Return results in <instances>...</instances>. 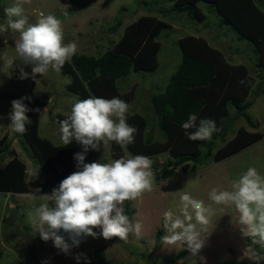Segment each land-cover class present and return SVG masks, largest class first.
<instances>
[{"label": "rangeland", "instance_id": "rangeland-1", "mask_svg": "<svg viewBox=\"0 0 264 264\" xmlns=\"http://www.w3.org/2000/svg\"><path fill=\"white\" fill-rule=\"evenodd\" d=\"M184 1L31 0L30 4H24V15L28 17L29 24H35L41 12L45 15L52 13L61 20L64 42H74L77 45L75 55L99 58L122 37L128 25L145 16L162 21L167 26L165 29L153 25L149 28L150 33L157 31L152 38L158 47L156 67L148 72L131 71L115 82L116 89L120 92L118 95L125 93L128 96L127 123L128 116L133 113L142 115L148 121L141 137L144 144L146 137L150 138L146 148L171 141L159 126L151 104V95L160 92L161 87L166 85L183 59L184 52L193 51L190 55L201 52L210 60L215 55L212 50L217 52L218 63H222L231 74L229 95L239 98L240 106L247 105L244 111L254 125L248 124L230 100L224 101L225 112L215 121L217 130L212 138L198 142L197 147L191 140L188 141L197 151L193 155L195 159L204 158L208 144H212L210 155L202 163L186 160L174 169L170 177L164 179L161 174L170 169L171 163L178 158L171 157L168 150L147 156L153 161V190L144 193L136 201L124 203L125 214L130 219L136 216L143 224L139 237L130 234L127 241L120 240L119 237L104 239L100 235L102 230L94 228L97 235L82 237L79 246L73 247L67 255L55 248L52 240H42L38 229L29 220L28 212L46 203L43 199L46 194L35 189L36 186L41 187L45 174L35 161L30 142L24 134L13 133L8 128L11 123L9 114L13 100L24 97L32 99L47 91L45 96L49 100L44 109L46 112H42L39 121L38 134L59 142L60 126L52 114L58 111L60 113V109L64 110L63 113L68 109L71 111L73 103L82 98L71 93L64 94L71 76L63 74L62 70L56 72L49 69L47 74L33 78L32 66L23 65L15 58L14 42L19 33L12 30L0 33V69H3L0 70V157L4 159L0 165L12 157H18L30 169L35 167V181L29 175L28 180L30 178L32 183L31 191L36 197H41L36 199L24 195L25 198H22L0 192V264H77L78 254L96 248L103 249L107 261L120 264H264V259L257 262L246 255L247 249L254 247L258 254L264 256V249L252 245L241 234L239 213L232 207L212 205L216 211L207 231L201 234L204 245L195 256L187 249L186 244L183 247L162 244L161 237L165 235V231L160 238H156L163 225V213L171 207L174 199L178 200L181 192H189L193 197L204 200L207 205L211 203L208 193L212 188L231 191V182L249 167H256L264 175V43L259 45L257 53L255 43L247 38H239V34L230 26L220 24L221 16L209 3L197 2L191 14H187L185 10L177 12L176 5ZM253 2L264 14V0ZM13 3L14 0H0V24L6 23L4 9ZM249 19L253 21L254 14ZM258 23L262 21L259 20ZM148 34L144 36V42L152 41ZM6 61H12V65L4 69ZM21 68L29 74L28 78H19ZM241 80L245 81V85L239 83ZM54 89L57 93L51 91ZM105 97L111 99L107 94ZM25 101L26 99L23 103ZM244 133H260L262 138L234 154L215 160L223 149ZM172 143L175 142H170V145ZM104 159L110 160L108 145L102 151L99 162L103 163ZM49 206L54 207L53 202H49ZM58 234L71 243L63 230Z\"/></svg>", "mask_w": 264, "mask_h": 264}, {"label": "clouds", "instance_id": "clouds-1", "mask_svg": "<svg viewBox=\"0 0 264 264\" xmlns=\"http://www.w3.org/2000/svg\"><path fill=\"white\" fill-rule=\"evenodd\" d=\"M31 0H14L12 6L4 9L7 18L0 24V33L12 30L19 33L14 42L16 59L23 65L32 66L33 78L45 75L52 69L60 72L66 61L77 51L74 42H64L62 21L54 14H39L35 24H29L24 15V4ZM12 61H6L3 68H9ZM3 70V69H0ZM20 79L28 78V73L20 69ZM245 85V81H239ZM21 98L11 102L8 128L13 133L23 135L26 124L31 123L27 116L29 109ZM129 105L118 97L105 99L89 97L77 99L66 119L60 121L59 133L63 144L73 140L82 146L76 153L77 171L64 178L50 195H43L46 203L28 212L31 223L38 229L42 240H52L54 247L69 254L78 247L81 238L97 234L100 228L104 239L119 237L127 241L130 234L141 235L143 224L133 216L125 214V201H136L144 193L153 190L151 158L143 155L111 160L108 163H85V154L99 150L110 142L126 147L134 142L137 129L127 123ZM190 114L181 127L191 141H205L212 138L217 130L216 122L200 119ZM189 129H195L189 132ZM36 173L34 174V176ZM231 191L214 187L208 193L210 204L193 197L189 192H181L178 200L163 213L165 235L161 243L167 246L187 245L195 256L204 245L202 232L207 231L216 209L212 205L232 207L239 213L238 225L241 234L251 239L252 245L264 249V175L256 167H249L231 182ZM39 191V189H37ZM53 202L54 207L49 206ZM68 234L69 243L63 235ZM246 255L253 261L264 259L254 247L247 249ZM83 254L76 256L77 261ZM86 259V257H85Z\"/></svg>", "mask_w": 264, "mask_h": 264}, {"label": "trees", "instance_id": "trees-1", "mask_svg": "<svg viewBox=\"0 0 264 264\" xmlns=\"http://www.w3.org/2000/svg\"><path fill=\"white\" fill-rule=\"evenodd\" d=\"M179 1V0H178ZM209 3L221 16L220 24L228 25L234 29L239 38H247L256 45V52L259 53V45L264 43V14L255 5L253 0H185L176 5V11H187L191 14L197 2ZM254 14V20L249 17ZM257 20V23L255 22ZM262 23H258V21ZM151 25L156 28L165 29L167 26L153 17H142L135 23L128 25L122 37L110 48L107 49L99 58L86 56L83 54L72 56V60L66 61L61 69L63 73L71 76L68 90L79 95L82 99L89 97L110 98L118 97L127 102L128 96L120 94L116 89L115 82L121 77L127 76L131 71L143 72L151 71L157 64L158 47L155 46L157 31L151 32ZM157 30V29H156ZM148 34L151 42H144L143 38ZM184 50V49H183ZM210 60L202 55L201 52L193 54L184 52L183 59L179 63L176 71L171 74L166 85L162 86L160 92L151 95V104L158 117V123L163 128L165 135L170 142L158 144L157 147L146 148V143L150 141L146 137V143H142L141 137L143 130L148 125V121L138 113L128 116V124L137 129L134 142L122 147L112 142L111 154L115 159L135 155L150 156L164 150L169 152L171 157L178 158L171 163L172 167L165 170L161 177L166 179L172 175L174 169L186 160H193L194 163H202L210 155L212 144H208L207 152L202 159H195L193 155L197 153L195 147L190 144L185 130L181 125L186 122L190 114H195L200 119L216 121L224 115L225 102L230 100L250 126H254L247 113L244 111L247 105H239V98L231 97L230 83L231 74L225 66L218 63L217 52ZM188 53V54H187ZM125 94V95H124ZM46 97H40L33 101H27L25 105L29 109L26 113L31 123L26 124L27 131L24 133L31 150L40 160L41 166L46 175L43 192H48L51 188H58L60 182L77 171V161L74 159L76 153L82 152V146L75 140L71 144L55 146L49 140L40 138L37 134L38 121L46 104ZM224 104V105H223ZM58 125L64 118L58 117ZM227 128L229 125L226 126ZM195 129H189V132ZM174 137V138H173ZM173 138V140H172ZM262 138L260 133H244L236 138L230 145L223 149L215 158L216 161L223 159L239 150L246 148ZM197 147L200 141H192ZM199 142V143H198ZM187 143V146H186ZM211 146V147H210ZM170 150V151H169ZM99 150H89L85 154V163L95 161ZM170 163V161L168 162ZM25 166L16 157L9 160L3 168H0V190L11 192H26L27 189L22 181ZM194 170V167H191ZM164 233L163 225L157 232L156 238H160ZM248 239V238H247ZM251 242V239H248ZM86 257V259H85ZM77 264H120L107 261L102 248H96L86 252L81 256Z\"/></svg>", "mask_w": 264, "mask_h": 264}, {"label": "crops", "instance_id": "crops-1", "mask_svg": "<svg viewBox=\"0 0 264 264\" xmlns=\"http://www.w3.org/2000/svg\"><path fill=\"white\" fill-rule=\"evenodd\" d=\"M64 13V15L66 14V12H63ZM68 43V42H67ZM69 61V60H68ZM63 73V72H62ZM63 74H66V73H63ZM70 83V82H69ZM69 83L68 84H66V89H65V91L66 92H64V94H66V93H71V94H75V95H77V97H79V95L78 94H76V93H74V92H71V91H69L68 90V85H69ZM51 91H56V89H54V90H51ZM45 92H47V91H44L43 93H42V95H35V97L34 98H32V99H26V101H25V103L27 102V101H33V100H36V99H38V98H40V97H46V104H45V106L43 107V110H42V112L44 113V112H46V111H44V109H45V107L47 106V103H48V100H49V98H48V96H45V95H47ZM56 93H57V91H56ZM27 95H29V94H27ZM56 95V94H55ZM55 95H53L54 97H55ZM25 98V97H24ZM53 98V97H52ZM56 102H58L59 103V101L58 100H56ZM24 103V104H25ZM61 105V104H60ZM60 109V108H59ZM63 111L64 110H61L60 109V113H59V111L58 112H54V115L52 114V117H56V121H57V124H58V122H59V120H58V117H62V118H64V119H66L67 118V116L70 114V111H69V109H68V111L67 112H65V113H63ZM48 112V111H47ZM43 113L41 114V116H40V118L42 117V115H43ZM49 113V112H48ZM40 118H39V121H40ZM39 121H38V128H39ZM37 132H38V130H37ZM39 133V132H38ZM37 133V134H38ZM39 135V134H38ZM40 137V136H39ZM40 138H43V137H40ZM43 139H46V138H43ZM46 140H49V139H46ZM53 145H55V146H61V145H64L63 143H62V141H59V142H57V141H51V140H49ZM111 147H112V142H110L109 144H108V148H109V151H110V160L108 159H104V161H103V163H108V161L110 162L111 160H115V158L112 156V154H111ZM104 149H105V145H101L100 146V152L98 153V155L96 156V158H95V161L94 162H99V159H100V155H101V153H102V151H104ZM12 158H14V157H12ZM11 158V159H12ZM11 159H9V160H11ZM17 159L20 161V162H22L23 164H24V166H25V169H24V174L22 175V181H23V183H24V186H25V188L27 189V191L26 192H11V191H2V190H0V192H2V193H5V194H7V195H12V194H14V195H17V196H19V197H22V198H25V197H23L24 195H28L29 197H34V198H36V199H40L41 197H36V194L34 193V192H32L31 190V180H30V178H29V180H28V175H29V177L31 176L32 177V179H34V181H35V177H36V175L34 176V174L36 173V170H35V167H33V169H30L27 165H26V162L25 161H21L22 159L21 158H18L17 157ZM34 159H35V161L38 163V165L40 166V170H42V171H44V169L42 168V166H41V163H40V160L36 157V155L34 154ZM3 158H1L0 157V163H2L3 162ZM8 160V161H9ZM8 161H6L3 165H0V168H3L5 165H6V163L8 162ZM45 182H46V175H45V178H44V180H43V182H42V185H41V187L39 188L38 186H36L35 187V189L37 190V189H39V193H42V194H47V195H50L51 194V192H52V190L54 189V188H51L52 190H50L49 189V191L48 192H43V190H42V188H43V186H45ZM34 183V182H33ZM38 193V194H39ZM27 198V197H26Z\"/></svg>", "mask_w": 264, "mask_h": 264}, {"label": "bare ground", "instance_id": "bare-ground-1", "mask_svg": "<svg viewBox=\"0 0 264 264\" xmlns=\"http://www.w3.org/2000/svg\"><path fill=\"white\" fill-rule=\"evenodd\" d=\"M72 60V59H71Z\"/></svg>", "mask_w": 264, "mask_h": 264}]
</instances>
